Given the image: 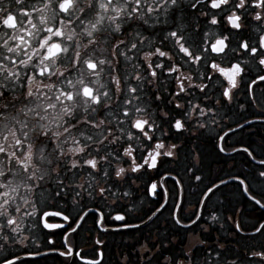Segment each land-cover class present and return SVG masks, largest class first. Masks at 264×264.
<instances>
[{"label":"snow or ice","instance_id":"obj_1","mask_svg":"<svg viewBox=\"0 0 264 264\" xmlns=\"http://www.w3.org/2000/svg\"><path fill=\"white\" fill-rule=\"evenodd\" d=\"M261 86L264 0H0V264L45 245L70 264L85 260L89 215L97 231L109 220L137 231L116 264H244L238 241L204 239L201 208L217 193L230 206L209 221L247 237L244 258L264 264V136L229 143L252 124L231 110L241 90L248 101L237 107H255L264 122ZM202 138L219 153H245L249 173L205 183ZM173 175L181 187L165 190L160 178ZM185 176L198 189L187 213L175 202ZM232 182L251 209L221 192ZM141 187L172 199L175 230L164 240L139 234L168 206L145 208Z\"/></svg>","mask_w":264,"mask_h":264},{"label":"flooded vegetation","instance_id":"obj_2","mask_svg":"<svg viewBox=\"0 0 264 264\" xmlns=\"http://www.w3.org/2000/svg\"><path fill=\"white\" fill-rule=\"evenodd\" d=\"M256 22L252 21L248 25V32L244 33L245 35L253 34L251 32L252 27L255 25ZM211 31H216V29H211ZM235 43V40H233ZM261 91H264V86L256 89L257 95L260 94ZM243 90H241V95L238 96L237 100L231 106V110L233 112V116L235 120H239L241 123L244 120L252 121L251 126H246L243 131L237 129L235 135L229 136V143L234 144L237 148L243 145H247L249 143H254L259 140L261 136H264V122L259 121L256 119L257 110L255 107H248L247 111L240 110L237 105L239 103L247 104L248 97H245L243 94ZM234 126V125H233ZM226 130V129H225ZM215 135V132L211 133ZM239 141V143H237ZM201 149L204 153V170L203 174L205 177V183H208L210 180H214L221 171L226 172L228 171L229 175H233V170L237 171V174H248L250 171V164L248 158L245 153L242 151L240 152H232L229 149L226 153H219L215 147L213 146V142L206 138H202ZM215 155H222L227 158V162L225 160V164L223 162L215 163V161L208 162L206 158H214ZM240 162V163H239ZM214 163V164H213ZM172 167L171 165H164V168ZM164 168L161 171H164ZM183 163L177 166V171L182 170ZM214 169V170H213ZM208 175L209 177H207ZM209 178V180H207ZM146 179V177H145ZM167 180V184L165 185L164 181ZM173 180H177V187H181L177 177L174 175L169 179L167 176L160 178V183L165 190L171 189L173 187ZM200 187H203L201 185ZM198 191V189L194 188L193 185L189 182L188 177H184V184L181 188L182 196L175 198V202L177 204L181 203V197L183 198V202L185 205V213L190 212L193 210L195 202L197 200V196L193 195V192ZM221 192L226 193L232 205L235 204H242L248 209H251V205L247 202L246 198L242 195L240 188L238 187L236 182H232L229 184L227 188H222ZM236 192L239 196H234L233 193ZM140 200L143 201V206L145 208H153L158 206L159 203H163L164 200H168V206L165 209L161 210V213L158 214L157 217H154L151 222L145 225H141L139 234H148L149 232L156 234L157 230L159 231V238L160 240H164L166 236L170 235L174 230L175 226L172 224L171 219L169 218V211L171 210L172 199L169 198L167 195L161 196H153L150 192L145 194L143 187L137 193ZM221 205H224L223 207ZM91 206V205H90ZM230 205L225 204L224 198L217 193L215 196L212 197L210 201H208L207 208H201L203 213V217L201 223L210 224V228L208 233L204 236V239L208 242V245H213L217 239H223L224 241H231L235 240L239 242V248L234 249L235 252L240 254L241 259L243 260L244 264H248V261L244 258V248L250 243L247 237H235L231 235L230 227L228 224L223 222L221 219L218 223H211L208 219L209 214L213 211H217V214L222 216L225 213V208L229 207ZM73 214L74 211H73ZM258 215H264V213H258ZM245 223L249 224L252 221L249 219L248 216L244 217ZM130 223H138V221L133 218L130 220ZM120 224L119 221L109 220L106 224V228L108 229L105 231L104 228H100L97 231L99 226L93 227V216L89 215L87 223L84 224V229H92V241L89 242L87 246V250L83 253L85 256V260H80L79 257L77 258V264H87V260L95 258L98 264H116L117 253L118 252H131L132 248V236L138 234L135 229H121L118 227ZM86 232H81V237L86 235ZM101 240L102 243L96 245V251H92V243L95 240ZM258 239H264V237H260ZM55 247L59 248L61 245V235L59 231L57 235L54 237ZM47 245L41 247L39 251L41 255L39 256H26L24 252L16 251L17 255L21 257L20 264H70V260H66L64 257H61L58 252H47ZM81 247H84L82 244ZM31 251H36L35 247L30 249ZM80 251V249H77ZM47 252V254H45ZM167 254V253H165ZM205 251L203 248L197 253L198 256L205 255ZM211 255V253H207ZM155 264V261L153 262Z\"/></svg>","mask_w":264,"mask_h":264},{"label":"rangeland","instance_id":"obj_3","mask_svg":"<svg viewBox=\"0 0 264 264\" xmlns=\"http://www.w3.org/2000/svg\"><path fill=\"white\" fill-rule=\"evenodd\" d=\"M214 158L216 159L217 162H223V164H225V160L227 162V158H225L222 155H215ZM228 163V162H227ZM223 171H221L218 175L222 174ZM217 175V176H218ZM207 177H209L208 175H206ZM207 180H209V178H207Z\"/></svg>","mask_w":264,"mask_h":264},{"label":"bare ground","instance_id":"obj_4","mask_svg":"<svg viewBox=\"0 0 264 264\" xmlns=\"http://www.w3.org/2000/svg\"><path fill=\"white\" fill-rule=\"evenodd\" d=\"M207 159V158H206ZM212 158H208L207 161L211 162ZM240 163V162H239ZM214 164V163H213ZM214 170V169H213Z\"/></svg>","mask_w":264,"mask_h":264}]
</instances>
